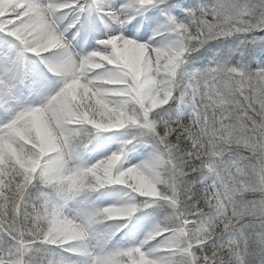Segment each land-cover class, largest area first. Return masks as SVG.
Instances as JSON below:
<instances>
[{
  "label": "snow or ice",
  "instance_id": "1",
  "mask_svg": "<svg viewBox=\"0 0 264 264\" xmlns=\"http://www.w3.org/2000/svg\"><path fill=\"white\" fill-rule=\"evenodd\" d=\"M0 264H264V0H0Z\"/></svg>",
  "mask_w": 264,
  "mask_h": 264
}]
</instances>
